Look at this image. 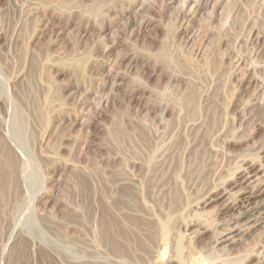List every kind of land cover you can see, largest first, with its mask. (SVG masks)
I'll use <instances>...</instances> for the list:
<instances>
[{
	"label": "rangeland",
	"instance_id": "374dc122",
	"mask_svg": "<svg viewBox=\"0 0 264 264\" xmlns=\"http://www.w3.org/2000/svg\"><path fill=\"white\" fill-rule=\"evenodd\" d=\"M0 142V264H264V202L214 243L263 198L264 0H0ZM106 209L150 222L140 258L104 243Z\"/></svg>",
	"mask_w": 264,
	"mask_h": 264
},
{
	"label": "bare ground",
	"instance_id": "6f19581e",
	"mask_svg": "<svg viewBox=\"0 0 264 264\" xmlns=\"http://www.w3.org/2000/svg\"><path fill=\"white\" fill-rule=\"evenodd\" d=\"M180 5V4H179ZM182 7V6H181ZM113 44V43H112ZM114 85V84H113ZM189 102V101H188ZM190 104V103H189ZM53 107V106H52ZM195 114V113H194ZM0 143H2L3 144V142H0ZM2 144H0V161H1V167H0V214H1V212H2V209H3V206H5V202L6 201H8L11 197H12V195H13V193H15L16 191H17V189H18V186H17V179H16V173H17V167H18V165H17V163H16V159H15V156L13 155L14 153L13 152H10L9 151V149L7 148V147H5V145L3 146ZM11 150V149H10ZM13 153V154H12ZM258 159V158H257ZM257 159H255V160H257ZM258 160H260V159H258ZM252 162V161H251ZM256 162V161H255ZM258 164V163H257ZM254 164L252 163V166H253ZM258 165H261V168L263 167V165H262V163L261 164H258ZM17 166V167H16ZM250 166V165H249ZM95 167V166H94ZM254 167V166H253ZM250 168V167H249ZM260 168V167H259ZM92 169H94V168H92ZM98 169V168H97ZM253 169V168H252ZM252 169H250V171L249 172H247L248 170L245 168V169H242V172L243 171H246V172H244V173H246V179L247 180H250L251 178H253V177H255L254 175H252L251 177H249V175L251 174V172H252ZM95 170H96V168H95ZM240 170H241V168H240ZM97 171V170H96ZM236 171V170H235ZM239 171V170H238ZM93 172H94V170H93ZM263 178H264V170H263ZM236 174H237V172H236ZM244 177V176H243ZM242 177V178H243ZM83 179V178H82ZM233 179V178H232ZM103 180V179H102ZM235 180V179H234ZM84 182V184H85V180H83ZM255 181L257 182V187H260V186H264L263 185V183H264V180L262 179H260L259 177H257L256 179H255ZM254 181V182H255ZM234 182H237V181H234ZM102 184V183H101ZM86 185V184H85ZM87 187H88V185H87ZM86 187V188H87ZM256 187V188H257ZM243 188V187H242ZM242 188H239V190H237V192L238 191H240L241 190V192L242 191H244ZM225 189V188H224ZM86 190H88V189H86ZM124 194H128V195H130L131 196V189L129 190L128 188H124L123 189V191H122ZM245 192V191H244ZM259 192V191H258ZM240 193V192H239ZM243 193V192H242ZM241 193V194H242ZM227 194V193H226ZM234 194H237L236 192L234 193ZM11 195V197L9 198V196ZM230 195V197L232 198L233 197V194H229ZM127 196V195H126ZM205 196V195H204ZM261 196H263V198H261L258 202H254V201H251L252 199L250 198H248L247 200H245V205L247 206L246 208H247V212L246 213H242V212H239L241 215H243L240 219H242V220H244L245 219V221H246V224L245 225H238L239 227H237V224L235 225L234 223H233V225H235L234 227H231L230 229H228L224 234H220V235H218V233L215 235L216 237H215V240H214V243H217V244H223V243H227V242H230V244H232V243H234L236 240L234 239V235H232L234 232H241L242 233V230H244V231H249V232H247L246 234H249V233H251L252 232V230H254V229H257V227H259L260 226V224L261 223H259V221H260V218H255V219H251L252 218V216H256V214L258 215V213H259V215L261 214V213H263V212H258L259 211V209L261 208V204H260V206H258V207H253V206H255L256 204H258L259 205V203L261 202V203H263L264 202V193H262V195ZM260 196V197H261ZM129 197V196H128ZM202 197V196H201ZM201 197H200V199H201ZM237 197V196H236ZM7 198H9V199H7ZM199 198V197H198ZM197 198V199H198ZM212 198H210V200H211ZM214 199V198H213ZM212 199V200H213ZM228 199H229V197H228ZM232 199H234V197L232 198ZM141 201V200H140ZM231 201V200H230ZM241 201V200H240ZM174 202V201H173ZM234 202H235V200H234ZM239 202V201H238ZM5 203V204H4ZM170 203H172V202H170ZM176 203V202H175ZM231 203V202H230ZM240 203V202H239ZM118 203H116V205H117ZM236 204V203H235ZM238 204V203H237ZM244 204V203H243ZM120 205V204H119ZM119 205H117V207L118 208H116V206H115V210H118L119 211ZM176 205H178V204H175V206L174 205H172L171 204V206H172V209H174V211L172 210L171 212L172 213H170L171 215L173 214L174 215V213H177L176 211H178L179 212V210H177V207L178 206H176ZM170 206V205H169ZM173 206L174 207H176V209L175 208H173ZM240 206V205H239ZM251 206V207H250ZM257 206V205H256ZM113 207V206H112ZM123 207H125V206H123ZM244 207V206H243ZM248 207L250 208V209H248ZM264 207V206H263ZM106 208V207H105ZM120 208H122V207H120ZM126 208V207H125ZM245 208V207H244ZM109 209H111L110 207H109ZM108 209V210H109ZM113 209V211L115 212V210ZM124 209V208H123ZM123 209H122V211H123ZM179 209V208H178ZM181 209V208H180ZM225 209H227V208H225ZM237 209V208H236ZM121 210V209H120ZM246 210V209H245ZM118 211H116V212H118ZM203 211V210H202ZM262 211V210H261ZM103 212V220L101 219V221H102V223H101V221H100V223L102 224V227H101V230L100 231H102V233H101V235H104V237L103 236H101V237H103V240H104V243L108 246V248L109 249H111L112 250V252H114V253H116V254H119L122 258H124V259H131V258H135L136 256H135V254L134 253H136V252H138L139 251V258H140V256L142 255V254H144L145 253V247H147V246H144V244L142 243L143 242V240L142 239H140L141 238V236L142 237H144V235L147 237L146 239H148V236L147 235H149V233H151V227L149 226V224L148 223H150V222H148V220H147V222H145L144 220H139V218L138 219H136V218H133L132 216L131 217H129V215L128 216H122V214H120L121 215V218L120 219H118L117 217H115V215L116 214H118V213H114V216L113 215H111L112 213H111V211H108V212H110V213H108L107 212V209L106 210H104V211H102ZM101 212V213H102ZM126 212V211H125ZM129 212V211H128ZM120 213H121V211H120ZM126 214H127V212H126ZM196 214V213H195ZM210 214V213H209ZM132 215V214H131ZM152 215V214H151ZM179 215V214H178ZM117 216V215H116ZM150 216V215H149ZM175 216V215H174ZM162 217V216H161ZM173 217V216H172ZM240 217V216H239ZM239 217H237V218H239ZM258 217V216H257ZM151 218V217H150ZM171 218V217H170ZM189 218V217H188ZM152 219V218H151ZM162 219H167V216H166V218H162ZM159 220L158 222H157V224H156V228L158 229V231H159V237H161L162 239H168V237H169V235H170V233L171 232H174V231H172L175 227H173V226H170V224H171V222H170V224L165 220V221H163V220ZM212 221V220H211ZM209 222V221H208ZM216 222V221H215ZM244 223V222H243ZM243 223H241V224H243ZM152 224V223H151ZM150 224V225H151ZM195 224V223H194ZM219 224V223H218ZM201 225H203V224H201ZM231 225V224H230ZM152 226V225H151ZM205 226V225H204ZM153 227H154V225H153ZM173 227V228H172ZM188 227V226H187ZM261 227V226H260ZM202 228H203V226H202ZM155 229V228H154ZM157 229L156 230H154L155 232L157 231ZM258 230V229H257ZM158 231H157V234H158ZM176 231V230H175ZM204 232V231H203ZM254 232V231H253ZM153 234H154V232H152ZM219 233H220V231H219ZM245 233V232H244ZM177 234V233H176ZM200 234V233H199ZM151 235V234H150ZM149 235V236H150ZM156 235V234H155ZM175 235V234H174ZM178 235V234H177ZM251 235V234H250ZM152 236V235H151ZM157 236V235H156ZM176 236V235H175ZM174 236V237H175ZM179 236V235H178ZM178 236H176V237H178ZM155 237V236H154ZM173 237V238H174ZM214 237V236H213ZM156 238V237H155ZM155 238H153V239H155ZM160 238V239H161ZM263 238V237H262ZM261 238V239H262ZM180 239V238H179ZM141 240H142V242H141ZM150 240H152V239H150ZM169 240V239H168ZM174 240V239H173ZM172 240V241H173ZM211 240V239H210ZM239 240V239H238ZM156 241V240H155ZM241 241V240H240ZM148 242H149V240H148ZM166 242V241H165ZM148 244H150V243H148ZM158 244V243H157ZM229 244V245H230ZM23 245V244H22ZM105 245V246H106ZM151 245V244H150ZM149 246V245H148ZM215 246V245H214ZM178 247V246H177ZM212 247V246H211ZM232 247V246H231ZM149 248H150V246H149ZM148 248V249H149ZM153 249V248H152ZM165 250V249H164ZM213 250V249H212ZM216 250V249H215ZM149 251H150V249H149ZM178 251V250H177ZM141 252V253H140ZM153 253V252H152ZM163 253V252H162ZM199 253V252H198ZM258 253V252H257ZM20 254V253H19ZM141 254V255H140ZM161 254V253H160ZM189 254V253H188ZM194 254V253H193ZM23 255V254H22ZM146 255V254H145ZM145 255H144V257H145ZM148 255V254H147ZM146 255V256H147ZM178 255V254H177ZM195 255V254H194ZM204 255H205V253H204ZM210 255V254H209ZM135 256V257H134ZM159 256H161V255H159ZM164 256V255H163ZM175 256V255H174ZM260 256V255H259ZM23 257V256H22ZM171 257V256H170ZM179 257V256H178ZM245 257V256H244ZM148 258V257H147ZM151 258V257H150ZM175 258V257H174ZM136 259H138V257H136ZM142 259V258H141ZM176 259H177V257H176ZM175 259V260H176ZM184 259V258H183ZM210 259V258H209ZM209 259H207L206 257H203L202 255L200 256V255H196V256H192L191 257V259H190V261H189V263L188 264H211V261L209 260ZM135 260V259H134ZM149 260V259H148ZM163 260V259H162ZM174 260V259H173ZM136 261H138V260H136ZM140 261V260H139ZM168 261V260H167ZM141 262V261H140ZM143 262V261H142ZM170 263V262H169ZM185 264V263H184Z\"/></svg>",
	"mask_w": 264,
	"mask_h": 264
}]
</instances>
